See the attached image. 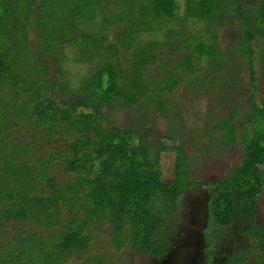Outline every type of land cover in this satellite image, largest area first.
Masks as SVG:
<instances>
[{"label":"trees","instance_id":"obj_1","mask_svg":"<svg viewBox=\"0 0 264 264\" xmlns=\"http://www.w3.org/2000/svg\"><path fill=\"white\" fill-rule=\"evenodd\" d=\"M35 6L38 47L53 58L58 81L29 40ZM97 12L98 30L84 31L82 21ZM252 15L250 26L242 0H0V228L27 222L50 232L19 238L0 264H113L90 252L93 229L101 225L110 247L165 259L177 237L180 198L204 185L184 151L159 142L157 153L175 155L173 180L162 181L147 147L133 132L110 125L104 111L144 103L160 114L206 69H221L216 31L226 25L224 16L243 22L238 48L255 91L253 45L264 41V0ZM19 125L77 138L81 159L62 158L74 174L71 183L57 186L50 160H32L10 142ZM213 130L230 148L238 134L235 113ZM240 143V164L209 184L204 264H264V227L256 222L264 186V90L244 115ZM234 221L247 224L235 228ZM227 241L231 249L223 252Z\"/></svg>","mask_w":264,"mask_h":264},{"label":"rangeland","instance_id":"obj_2","mask_svg":"<svg viewBox=\"0 0 264 264\" xmlns=\"http://www.w3.org/2000/svg\"><path fill=\"white\" fill-rule=\"evenodd\" d=\"M256 1L242 0L246 23L250 26L254 24L252 9ZM88 17L82 21L83 30L97 31L100 27V13H93ZM36 18L35 6L29 15V40L47 65L49 77L58 81L53 58L38 47L34 33ZM224 18L227 21L226 25L216 31L224 62L221 69H206L198 76L193 86H185L175 96L174 102L160 114H155L144 103L134 108L111 106L104 111L110 125L133 132L138 138L135 142L140 140L147 147L148 160L159 168L162 181L173 180L175 155L173 151L157 153L159 142H163L169 148L184 151L189 157L188 166L193 177L204 185L199 190H185L179 200L177 237L173 251L165 259L156 260L134 254L126 245L114 249L109 246L108 227L101 225L92 232L90 252L94 258L113 264H204L203 248L206 244L201 232L206 217L209 184L231 174L240 164L244 115L252 100H258L264 90V41L257 40L253 45L256 76L254 91L246 59L238 48L243 22L231 16ZM68 66L72 67V63ZM78 71V68H74L71 73L76 75ZM63 95L69 100L75 98L72 91H67ZM230 113H235L238 134L236 142L230 148H226L221 135L213 129L218 120ZM10 142L24 148L32 160L42 158L50 160L51 176L57 186L61 187L74 179L71 167L64 164L62 158L79 160L83 155L80 146L76 149V145L79 144L77 138L60 130L48 134L30 126L19 125L11 132ZM82 162L78 161V165L81 166ZM97 170L98 165L95 163L93 172ZM42 186L44 187V183ZM257 212L256 222L264 227V186L258 200ZM246 224L247 222H233L235 228L244 227ZM36 232L50 234L49 231L27 222L6 223L0 228V258L16 248L19 238ZM231 244V241L225 242L221 250L229 252ZM75 264H82V261Z\"/></svg>","mask_w":264,"mask_h":264}]
</instances>
